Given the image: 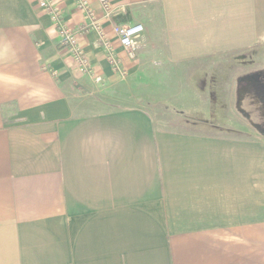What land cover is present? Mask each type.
<instances>
[{
    "label": "crops",
    "instance_id": "1",
    "mask_svg": "<svg viewBox=\"0 0 264 264\" xmlns=\"http://www.w3.org/2000/svg\"><path fill=\"white\" fill-rule=\"evenodd\" d=\"M89 2L108 49L75 0L51 2L86 72L38 0H0V264H264V135L162 120L143 89L171 73L216 101L194 80L223 71L182 69L243 58L236 92L264 70V0ZM136 22L130 58L112 28Z\"/></svg>",
    "mask_w": 264,
    "mask_h": 264
},
{
    "label": "rangeland",
    "instance_id": "2",
    "mask_svg": "<svg viewBox=\"0 0 264 264\" xmlns=\"http://www.w3.org/2000/svg\"><path fill=\"white\" fill-rule=\"evenodd\" d=\"M221 60L222 59L208 60L204 63L191 64L190 66H187L186 68L182 69L187 72L190 70H192L193 72L204 71L201 74L209 73L215 75L218 73L220 74L223 71L225 77L224 79L218 81L209 80L210 76H205L203 78V75L199 76L198 80H194V84L197 85L205 86V83L211 90V93L213 90V88H211L213 83L218 82L221 85L223 84V87L220 85L219 88L216 89V101L211 100V97L208 92V94L206 93L205 98L207 100L201 103L198 97L192 96L194 92L188 91L189 83L184 79H171L173 76V74L171 73H165V77H159L157 79V82H150L147 84V86H143V89L151 92L156 98L155 100H164L165 105L170 106L163 107L162 105H159L158 107H154L156 113L162 118V120H177L173 121V123H178V121L181 122L184 120L183 118H186L190 119L189 121H191L192 123L190 127H193L198 124L201 119H203V121L207 123L204 126L207 129H210V131H219L225 133L233 132L244 138H254L260 133L256 129H254L251 124L247 121L244 116L245 114L240 112L239 108L235 106V99L237 98L236 92H233V85L235 80L231 78V76L233 77L234 72L236 74L240 73V67L248 71V69H251L253 65L248 61H245V59L243 58L238 60L235 59L231 62V64L226 63V65L218 63ZM212 61L216 63L211 64ZM245 97L246 96L241 97V101L239 103L241 105L240 107H242V109H244L245 112L248 113L249 119L254 122H260V115L255 109V105L250 101L251 98ZM181 102L183 103L182 107H173L174 105L176 106ZM218 104L219 107H215V105ZM204 105L208 107H202ZM178 112H182V114H184L181 116L182 118L176 115ZM216 124H218V127H216Z\"/></svg>",
    "mask_w": 264,
    "mask_h": 264
},
{
    "label": "built area",
    "instance_id": "3",
    "mask_svg": "<svg viewBox=\"0 0 264 264\" xmlns=\"http://www.w3.org/2000/svg\"><path fill=\"white\" fill-rule=\"evenodd\" d=\"M40 5L44 6L49 11L51 17L56 25L57 32L60 36L61 43L69 48L72 59L80 66V68L86 72H90L89 64L86 56L84 55L76 38L75 30L68 25L61 12L56 7L52 6V0H38ZM99 7L103 11V17L109 18L113 6L111 0H97ZM75 5L78 10L83 13L85 22L78 27L80 32H86L90 29L99 33L100 37H104L102 31V25L99 19L96 17L93 7L90 5L89 0H75ZM113 33L117 36L120 45L126 51L130 58L135 57L138 37L142 34L144 27L142 23L132 24H115L113 25ZM104 39V38H103ZM104 44L107 49L109 48L108 41L104 39ZM109 60L115 68H118V62L115 58L109 54ZM96 80H99L97 77Z\"/></svg>",
    "mask_w": 264,
    "mask_h": 264
},
{
    "label": "flooded vegetation",
    "instance_id": "4",
    "mask_svg": "<svg viewBox=\"0 0 264 264\" xmlns=\"http://www.w3.org/2000/svg\"><path fill=\"white\" fill-rule=\"evenodd\" d=\"M242 96L251 98L250 101L255 105V109L260 115V122H254L249 119L248 113L240 107L241 105L239 103ZM236 97L237 100H235V106L239 108L240 112L245 114L244 116L251 126L264 135V72H255L250 74L249 78L238 87Z\"/></svg>",
    "mask_w": 264,
    "mask_h": 264
},
{
    "label": "trees",
    "instance_id": "5",
    "mask_svg": "<svg viewBox=\"0 0 264 264\" xmlns=\"http://www.w3.org/2000/svg\"><path fill=\"white\" fill-rule=\"evenodd\" d=\"M261 72H264V70L260 71V73H261Z\"/></svg>",
    "mask_w": 264,
    "mask_h": 264
}]
</instances>
